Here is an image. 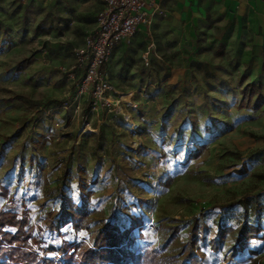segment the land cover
Segmentation results:
<instances>
[{
    "label": "rangeland",
    "instance_id": "obj_1",
    "mask_svg": "<svg viewBox=\"0 0 264 264\" xmlns=\"http://www.w3.org/2000/svg\"><path fill=\"white\" fill-rule=\"evenodd\" d=\"M100 8L101 0H0V210L25 220L30 249L57 259L64 246L91 243L115 212L140 264H264V237L233 254L244 222L264 236V64L251 74L221 42L191 49L152 27L138 32L106 65L113 89L140 103L126 123L77 95L76 51ZM60 183L76 202L85 187L86 228L69 219L47 227Z\"/></svg>",
    "mask_w": 264,
    "mask_h": 264
},
{
    "label": "trees",
    "instance_id": "obj_2",
    "mask_svg": "<svg viewBox=\"0 0 264 264\" xmlns=\"http://www.w3.org/2000/svg\"><path fill=\"white\" fill-rule=\"evenodd\" d=\"M254 83L248 84L251 88ZM200 155L196 153L195 158ZM66 174L61 176L62 182ZM81 201H73L65 194L64 183L55 187L58 195V207L48 212L47 227L59 231L65 220L69 219L76 230L86 228L92 214L88 207V195L85 187L80 185ZM89 194V193H88ZM243 196L238 202H243ZM134 219L131 226H137ZM25 220L14 210H0V264H140L143 255L126 247V235L115 212L104 221L91 238V243L80 242L58 249L60 259L48 256L53 250L45 249L39 255L27 245L28 234ZM261 225L244 222L238 230L233 254L242 252L250 239L263 238ZM196 231H191L188 241L187 260L193 258L196 249ZM185 259V257H184Z\"/></svg>",
    "mask_w": 264,
    "mask_h": 264
},
{
    "label": "crops",
    "instance_id": "obj_3",
    "mask_svg": "<svg viewBox=\"0 0 264 264\" xmlns=\"http://www.w3.org/2000/svg\"><path fill=\"white\" fill-rule=\"evenodd\" d=\"M103 6L101 0L100 10ZM145 10L151 25L141 26L138 32L149 35L152 27L159 37L191 49L203 39L221 42L239 63L251 65V74L262 71L264 0H145ZM178 72L174 71L171 82Z\"/></svg>",
    "mask_w": 264,
    "mask_h": 264
},
{
    "label": "built area",
    "instance_id": "obj_4",
    "mask_svg": "<svg viewBox=\"0 0 264 264\" xmlns=\"http://www.w3.org/2000/svg\"><path fill=\"white\" fill-rule=\"evenodd\" d=\"M103 8L96 16V29L86 36L83 48L76 51L78 66L84 68L77 95L90 96L92 108L107 110L121 116L126 123L140 107L134 95L118 94L113 89L106 65L111 52L120 44L132 43L141 26L149 27L151 18L145 10V0H102ZM154 43L143 54L145 66L150 65Z\"/></svg>",
    "mask_w": 264,
    "mask_h": 264
},
{
    "label": "bare ground",
    "instance_id": "obj_5",
    "mask_svg": "<svg viewBox=\"0 0 264 264\" xmlns=\"http://www.w3.org/2000/svg\"><path fill=\"white\" fill-rule=\"evenodd\" d=\"M130 95H131V94H130ZM130 95H129V96H130ZM128 98H129V97H126L125 99H128Z\"/></svg>",
    "mask_w": 264,
    "mask_h": 264
}]
</instances>
